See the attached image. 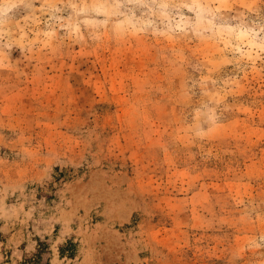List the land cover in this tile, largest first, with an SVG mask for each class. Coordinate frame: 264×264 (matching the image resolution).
I'll list each match as a JSON object with an SVG mask.
<instances>
[{
	"label": "rangeland",
	"instance_id": "obj_1",
	"mask_svg": "<svg viewBox=\"0 0 264 264\" xmlns=\"http://www.w3.org/2000/svg\"><path fill=\"white\" fill-rule=\"evenodd\" d=\"M25 260L264 264V0H0V264Z\"/></svg>",
	"mask_w": 264,
	"mask_h": 264
},
{
	"label": "clouds",
	"instance_id": "obj_2",
	"mask_svg": "<svg viewBox=\"0 0 264 264\" xmlns=\"http://www.w3.org/2000/svg\"><path fill=\"white\" fill-rule=\"evenodd\" d=\"M13 7H15L14 4H11V3H5L4 8H3V11H4V12H8V11H10Z\"/></svg>",
	"mask_w": 264,
	"mask_h": 264
},
{
	"label": "trees",
	"instance_id": "obj_3",
	"mask_svg": "<svg viewBox=\"0 0 264 264\" xmlns=\"http://www.w3.org/2000/svg\"><path fill=\"white\" fill-rule=\"evenodd\" d=\"M29 263H30L29 260H25V261L23 262V264H29Z\"/></svg>",
	"mask_w": 264,
	"mask_h": 264
}]
</instances>
